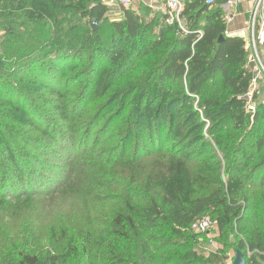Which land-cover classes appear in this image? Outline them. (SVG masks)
Listing matches in <instances>:
<instances>
[{
    "label": "trees",
    "instance_id": "16d2710c",
    "mask_svg": "<svg viewBox=\"0 0 264 264\" xmlns=\"http://www.w3.org/2000/svg\"><path fill=\"white\" fill-rule=\"evenodd\" d=\"M228 1L212 7L206 0H187L181 14L182 29L177 24L167 25L165 15L146 20L123 10L122 18H116L104 0H36L22 12L12 10L10 1L0 0V24L11 45L26 40L36 42L39 49L37 53L35 48L21 54L15 49L0 52V104L16 114L29 115L23 122L0 111V203L57 196L78 184L82 176L96 179L95 166L92 172L78 167L73 174L65 166L71 160L81 163L96 144L99 148V134L93 143L91 137L100 132V120L107 119L113 128L117 125L125 136L114 153L120 151L121 169L128 170L112 171L109 178L107 174L121 207L111 223H106L108 235L105 232L99 238L96 232L103 225L87 219V227L67 235L68 227L51 240L52 255L44 258L36 251L21 252L17 264H222L221 250L205 257L193 247L200 235L191 227L208 215L218 226L220 240L230 232L241 237L237 252L247 264H264V100L254 113L246 111L243 97L251 89L254 68L248 64L246 42L226 35L225 13L219 6ZM6 9L9 18H4ZM70 10L76 22L73 29L80 33L68 40L55 39L50 32L43 38L33 29ZM20 14L24 22L17 27ZM107 15L115 19L109 21ZM25 24L32 28L23 31ZM84 50L93 54L87 64L80 56ZM81 64H86L89 72L78 73ZM69 73L76 75V84L85 78L88 81L87 86L81 84L79 96L69 85ZM25 85L47 90L50 96L39 95L45 101L36 107L29 103ZM110 92L111 99L86 125L85 101ZM195 98L200 101L204 120L210 123L207 135L214 138L224 160L204 153L214 148L204 135L193 144L187 140L186 131L205 127L199 112L187 109ZM161 119L180 148L172 145L165 149L167 141L161 139L162 134L155 135L158 129L152 128L161 126L154 125ZM10 121L25 129L8 128ZM127 124L134 130L127 132ZM145 131L155 151L139 160V165L153 167L133 171L128 152L136 139L132 149L136 155L146 141ZM189 144H199L201 149L188 153ZM201 164L207 165L206 173L214 174L211 179L197 172ZM120 165L113 167L121 170ZM214 167L217 171H211ZM247 248L260 253L248 256Z\"/></svg>",
    "mask_w": 264,
    "mask_h": 264
},
{
    "label": "rangeland",
    "instance_id": "374dc122",
    "mask_svg": "<svg viewBox=\"0 0 264 264\" xmlns=\"http://www.w3.org/2000/svg\"><path fill=\"white\" fill-rule=\"evenodd\" d=\"M8 1L12 3L11 4L12 10L22 12L24 8L30 6L36 0H8ZM4 11H5L4 18L11 17V16L8 17L7 9ZM71 11L72 10L67 11L62 15H56L54 21L47 23V25L33 26V29L36 30L37 32H41L42 35H44L43 38L49 36V34L52 33V37H54L55 39L57 38L61 41L68 40L70 35L80 33V32L75 33V30L73 29V26L74 24H76V22H75L74 13ZM107 17L109 21H113V19H115L113 17L110 18L109 15H107ZM17 21H19L20 23L17 25V27H19V25H22V23L24 22V19L21 16V14L19 15V18L17 17ZM25 25L26 26H23L22 29L23 31H27L26 29L32 28L31 27L32 25L30 24H25ZM47 32L50 33L48 34ZM230 35L231 33L228 34L227 36ZM19 37L20 36H18V38ZM36 38H38L37 35ZM8 39H9L8 35L5 33L2 24H0L1 54L3 51L5 53H7V51L12 52L14 51V49L18 51L19 54H21L23 51H28L29 48H35L33 49V52L35 53H37V51L39 50L37 49L36 42L26 43V40H24L18 44L13 43L14 46H12L10 41H8ZM90 52L91 51L89 50H84L83 52L80 53V56L84 57L83 61H85L86 64L87 62L91 61V59L93 58L92 57L93 54H91ZM247 52H248V64L252 66V68H254V65L249 63L251 59V52L249 50H247ZM261 57L264 61V56L262 52H261ZM86 64H81V67L78 69L79 70L78 73L82 74L84 73V71L89 72V69ZM67 76H68L67 78L70 81L69 85L71 86L73 85L71 88L72 91L80 95L81 93L80 89H83V86L81 84H83V82L86 84V86L88 84L86 78L82 81V83L79 82L76 84L74 82L77 79L75 74L71 76V73H69L67 74ZM11 81L16 82V78H11ZM64 83L65 81H63L62 83V87L65 85ZM25 89L28 94L29 103L31 104L33 103L36 107H40L43 104L42 102L45 101L38 98L39 95H42L47 99L50 96L47 90L41 89L35 85H25ZM110 95L111 92L107 94L106 97L96 100L88 99L85 101L84 109L87 112V115L85 116L86 125L90 124L93 121L92 117L95 116L96 110L100 106H103V104H106L111 99ZM75 100L77 99L75 98ZM263 100H264V85L263 83H261L260 95L256 102L257 106ZM199 103H200L199 99L195 98L194 101L192 100L189 103L187 109L189 110V108L192 107L194 111L195 110L198 111L200 115L199 119L200 121L205 122V127L201 131L197 130L195 132L193 129L189 130L188 132L186 131L185 135L187 137V140H190V143L193 144L194 140L198 139L200 135H204L205 136L204 140H206V142L210 143L214 147L212 150L211 149L205 150L204 153L205 154L213 153L214 155L218 156L219 159L224 160L223 154L220 152L219 149L215 147V144L213 142L214 138H209V136L207 135V131L210 128V123L204 120L203 111L198 108ZM110 104L113 105V103ZM151 108L152 107H149L148 110H150ZM45 109H47V106H45ZM153 110H156V107L155 109L152 108V111ZM0 111H8L11 115L15 117V119L20 118L22 119L23 122H27L26 119L29 118V115L27 116L24 115L23 113L16 114L15 112L12 111V109L5 108L1 104H0ZM47 114L53 116L52 111L51 112L47 111ZM158 123L161 126L157 125ZM97 125H98V129L100 128V132L98 133V131L97 132L95 131L93 133L91 137V143H93V140L95 139L97 134H99L98 137L96 138L97 140L101 139L100 140L101 145L99 146V148H97V144H96V146L93 147L95 151L92 150V148H90L91 153L87 154L84 160H81V163L78 164L76 162L77 160H71L70 165H68L69 163H67V165L65 166V169L72 171V174L76 173V171H78L79 168H80L79 171L92 172L90 169L95 166V168H98L96 170H93V171H98L96 179L90 177L91 179L89 180L88 176L86 175L82 176L79 178L78 184L72 185L71 188H69L71 185L68 186L67 190L65 189L57 196L55 195L53 196L52 194L49 197L29 196L18 200L17 199L1 200L0 264H17L18 255L21 252H27V251H36L39 252V254H41L44 258L47 257L48 255L51 254V252L54 251L53 244H51V240L53 241V239H55L56 236L57 237L61 236L64 229L65 230L69 228L71 229V230L69 229V233L66 230L67 235L74 230L76 231L80 230L81 227L86 226L84 224H86L87 219H93L96 223H98V225H103L100 231L97 230L96 232L99 238H103L104 236L103 233L105 232H107L108 235L109 232L107 231L106 223H111L115 213L118 212L119 208L121 209V207L119 201L116 200V197L113 196L112 194L114 193V190L113 188H111L110 181L107 182V174L109 178L110 177L109 175L112 174V171H128L126 169L125 170L121 169L122 165H120L121 163L119 162L122 161V156L120 151L114 153L118 145H122L121 141L125 136L123 135V133L120 132V129H117L118 128L117 125L116 126L114 125L115 128H113V126L110 127L107 119H105V121L100 120ZM132 125H135V123H132ZM132 125L127 124L128 126V128L126 129L127 132L129 130H134V127ZM154 125H157V127H154V129L152 128V130L155 131L156 128L158 129L155 131V135L157 133L158 135L162 134L161 139L167 141L166 144L167 146L165 147V149H168L172 145L174 146L178 145L179 141L176 142L173 141V136L168 134L165 120L162 119L158 120L154 123ZM194 125L195 124L193 123L190 124V126H194ZM13 126H15V129H23V130L25 129L24 125H17L16 123L15 124L12 123V121H10L9 124L7 123L8 128ZM147 126L148 125L145 126L144 124V129H146ZM114 136H119V137L118 139L114 138L110 141V139ZM146 136H147V131H145V136L143 138V141L146 140ZM156 136H154L153 138H155ZM135 140L136 139H133L132 141L130 151L128 152L127 161H129L128 162L129 165L134 168L133 171H150V169L153 166L145 165V164L139 165V160L142 161L146 160L144 156L149 152L153 153L155 151L153 145L151 144L149 139L144 141L141 144V147L137 150L135 155L132 150ZM157 144L159 143L155 142V145ZM192 144L191 145L189 144L190 149L188 150V153H191L193 150L199 151L201 149V147H199V144H195V145ZM179 145L178 148H180ZM251 145H252V141L248 143L247 145L248 148H246L247 150L246 155L248 156V159L251 158V150H249V147H251ZM100 150H103L104 152L100 153ZM61 152L64 154L63 151ZM155 154L156 153L152 154L151 157H154ZM257 158L258 156L254 157L252 164H255ZM119 165L121 170H118L113 167ZM222 165L224 167V163H222ZM109 167L113 169H110ZM198 169L200 171L197 172L207 175L209 179H211V177L214 175L212 173L205 172V170L207 169V165L202 166L201 164ZM211 171H217V170L214 167L213 169H211ZM115 179H119V176L115 177ZM208 216L213 217L212 215H208ZM261 227H262L261 229L263 230L264 225ZM54 229L55 232L53 231ZM197 239L198 241L197 243L193 244V247L198 252V254L208 257L211 255V253H215L218 250H221L222 253L220 257H222L223 259L222 264L234 263L237 254L238 240L241 239V237L239 238L235 232H230L228 238L223 239L222 241L220 240L218 226L215 223V228L212 230L210 234L200 235L198 236ZM108 243L111 242L108 241ZM257 250L258 249H256L254 252H250L249 248H247L246 254L248 256H251L252 253L259 254L260 252H258ZM126 264L129 263L127 262Z\"/></svg>",
    "mask_w": 264,
    "mask_h": 264
},
{
    "label": "built area",
    "instance_id": "2783aa9c",
    "mask_svg": "<svg viewBox=\"0 0 264 264\" xmlns=\"http://www.w3.org/2000/svg\"><path fill=\"white\" fill-rule=\"evenodd\" d=\"M222 0H206V5L215 6ZM110 11L119 8L120 5L127 6L130 0H104ZM184 2L182 0H165L164 15L166 16V24H177L182 28L181 14L184 11ZM233 21L232 17H225L226 25L229 26ZM97 26V22L92 23ZM228 29V28H227ZM250 34L247 38L246 50L251 52L250 63L254 65V76L251 82L250 91L243 97L246 102V111L254 113L257 105L255 103L256 97L260 95V85H264V61L261 57V52L264 56V0H255L252 10V17L250 23ZM228 30L226 35H228ZM200 36L202 33L200 32ZM215 228V223L209 217H202L195 221L191 227V231L195 234L203 235L210 234Z\"/></svg>",
    "mask_w": 264,
    "mask_h": 264
},
{
    "label": "crops",
    "instance_id": "0c3cea01",
    "mask_svg": "<svg viewBox=\"0 0 264 264\" xmlns=\"http://www.w3.org/2000/svg\"><path fill=\"white\" fill-rule=\"evenodd\" d=\"M182 1L185 5L187 0ZM254 3L255 0H229L226 4L219 6L225 13V17L229 16L233 19L228 26V32L229 34L231 33L230 36L240 37L247 41L250 34L249 30ZM123 10H129L141 19L150 20L156 16L164 15L165 0H130L129 5H120L119 8L112 10L113 15L116 18H122Z\"/></svg>",
    "mask_w": 264,
    "mask_h": 264
},
{
    "label": "water",
    "instance_id": "95a60500",
    "mask_svg": "<svg viewBox=\"0 0 264 264\" xmlns=\"http://www.w3.org/2000/svg\"><path fill=\"white\" fill-rule=\"evenodd\" d=\"M233 264H247L244 258V255L240 252H237L236 258Z\"/></svg>",
    "mask_w": 264,
    "mask_h": 264
}]
</instances>
